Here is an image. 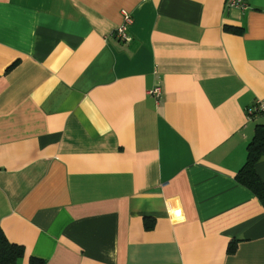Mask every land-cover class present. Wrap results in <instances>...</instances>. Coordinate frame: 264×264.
Returning <instances> with one entry per match:
<instances>
[{"label":"crops","instance_id":"1","mask_svg":"<svg viewBox=\"0 0 264 264\" xmlns=\"http://www.w3.org/2000/svg\"><path fill=\"white\" fill-rule=\"evenodd\" d=\"M244 1L0 0L14 264H264V207L236 181L264 124L246 114L264 101V0Z\"/></svg>","mask_w":264,"mask_h":264},{"label":"trees","instance_id":"2","mask_svg":"<svg viewBox=\"0 0 264 264\" xmlns=\"http://www.w3.org/2000/svg\"><path fill=\"white\" fill-rule=\"evenodd\" d=\"M259 115H264V112L252 111L247 113L251 120ZM262 157H264V124L255 127L254 137L246 148L245 163L236 175V181L250 190L264 207V180H261L255 171V165ZM22 253L21 248L8 243L0 233V264H14L22 256ZM29 264H44V262L32 258Z\"/></svg>","mask_w":264,"mask_h":264},{"label":"built area","instance_id":"3","mask_svg":"<svg viewBox=\"0 0 264 264\" xmlns=\"http://www.w3.org/2000/svg\"><path fill=\"white\" fill-rule=\"evenodd\" d=\"M225 8L226 9H245V1L244 0H225ZM132 23L131 16L123 11L122 12V22L121 24L114 30L112 33V36L118 39L120 42H128L129 38L127 35V29L128 26ZM151 94L158 96L159 95V89L156 88L151 92ZM252 111H260L264 112V101L257 100L252 104V107L248 108L246 111L247 113H251ZM249 116V114H248ZM249 119V118H248Z\"/></svg>","mask_w":264,"mask_h":264}]
</instances>
